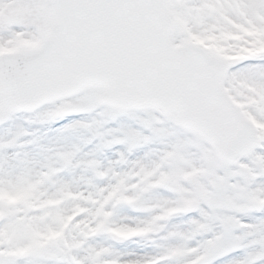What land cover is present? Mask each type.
I'll return each mask as SVG.
<instances>
[{"label": "snow or ice", "instance_id": "1", "mask_svg": "<svg viewBox=\"0 0 264 264\" xmlns=\"http://www.w3.org/2000/svg\"><path fill=\"white\" fill-rule=\"evenodd\" d=\"M0 129V264H264V0H0Z\"/></svg>", "mask_w": 264, "mask_h": 264}, {"label": "rangeland", "instance_id": "2", "mask_svg": "<svg viewBox=\"0 0 264 264\" xmlns=\"http://www.w3.org/2000/svg\"><path fill=\"white\" fill-rule=\"evenodd\" d=\"M19 123H20L22 126H24V127H28L26 124H24L23 121H20ZM53 127H55V126H53ZM29 130H31V129H29ZM41 131L43 132L44 129H41ZM2 132H3V129H0V133H2ZM49 137H51V133H49ZM20 195H22V193H16V194H14L13 196H10L9 198H10V199H16V198H18ZM119 234H120V235H129L130 232H129V231H120Z\"/></svg>", "mask_w": 264, "mask_h": 264}]
</instances>
